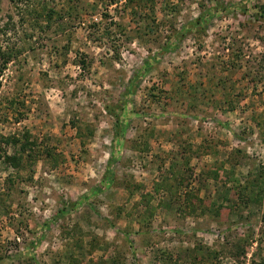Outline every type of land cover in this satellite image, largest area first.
<instances>
[{
  "label": "rangeland",
  "instance_id": "obj_1",
  "mask_svg": "<svg viewBox=\"0 0 264 264\" xmlns=\"http://www.w3.org/2000/svg\"><path fill=\"white\" fill-rule=\"evenodd\" d=\"M0 71V264H264V0H0Z\"/></svg>",
  "mask_w": 264,
  "mask_h": 264
},
{
  "label": "trees",
  "instance_id": "obj_2",
  "mask_svg": "<svg viewBox=\"0 0 264 264\" xmlns=\"http://www.w3.org/2000/svg\"><path fill=\"white\" fill-rule=\"evenodd\" d=\"M0 73H1V71H0ZM115 124H116V128L119 130L121 125H120V121L118 118L117 119L115 118Z\"/></svg>",
  "mask_w": 264,
  "mask_h": 264
}]
</instances>
